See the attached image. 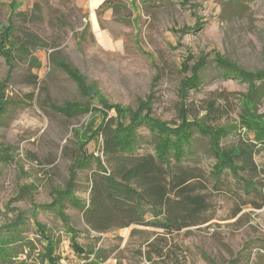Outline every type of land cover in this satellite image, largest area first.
Masks as SVG:
<instances>
[{
  "label": "rangeland",
  "instance_id": "1",
  "mask_svg": "<svg viewBox=\"0 0 264 264\" xmlns=\"http://www.w3.org/2000/svg\"><path fill=\"white\" fill-rule=\"evenodd\" d=\"M9 18L16 49L12 71L0 54V84L6 83L7 100L0 145L10 146L16 159L0 164V226L20 211L27 222L24 251L14 263L0 264L38 261L46 242L35 216L56 243L61 264L86 263L74 251L57 211L37 207L51 203L54 190L66 187L77 155L76 131L81 137L91 122L95 128L102 119L101 105L84 95V86L67 66L114 104L136 108L151 94L152 115L174 121L177 89L190 75L189 69L182 70V62L190 67L205 55L202 83L190 90L189 103L201 115L213 101L225 113L218 124L237 120L249 84L223 77L215 55L246 71L264 67V0H0V26ZM257 85L263 91L255 107L264 114V86L261 81ZM87 102L93 110L78 115L66 111L67 104ZM109 115H115L114 110ZM241 138L252 140L253 135L233 132L222 144L231 146ZM95 140L86 148L97 155ZM138 141L151 150L156 138L142 126ZM259 148L254 156L258 171L240 173L254 182L247 190L229 170L220 180L214 178L210 138L196 131L180 167L196 169L195 193L207 201L197 223L172 232L138 224L96 232L66 200L78 243L102 249L107 260L101 264H230L234 259V264H264V147ZM90 177L91 169L77 171L75 195L81 200L89 198ZM144 213L154 218L151 206H145Z\"/></svg>",
  "mask_w": 264,
  "mask_h": 264
},
{
  "label": "trees",
  "instance_id": "2",
  "mask_svg": "<svg viewBox=\"0 0 264 264\" xmlns=\"http://www.w3.org/2000/svg\"><path fill=\"white\" fill-rule=\"evenodd\" d=\"M14 37V26L9 18L6 24L0 26V54L5 57L10 71L16 49ZM20 49L28 52L25 46ZM214 61L223 77L240 79L249 84V92L242 101L241 112L232 123H217L225 113L213 101L207 103L206 111L201 115L189 103L190 90L199 88L202 83L201 71L207 64L205 55L190 67L186 61L182 62V70L189 69L190 75L181 79L177 89V119L174 121H163L152 115L151 94L136 108L114 104L104 97L96 85L87 84L78 70L66 65L72 76L84 86V95L99 102L102 119L95 128L91 122L88 129L91 128L81 137L76 131L77 155L70 166L66 187L54 190L56 196L51 203L37 207L57 211L71 235L74 251L86 259L85 264L104 263L107 256L100 248L86 249L78 243V232L71 225L70 217L65 211L66 200L83 213L88 227L96 232L133 224L153 225L172 232L197 223L198 216L207 209V201L202 194L195 193L193 182L198 177L196 169L180 167L191 151L196 131L210 138V148L215 157L213 176L217 181L229 170L235 178L244 181L247 190L254 188V182L245 179L240 173L258 171L254 156L260 151L259 147H264V114H259L255 107L262 97L263 89L257 85V81H261L264 86V67L246 71L219 53L215 55ZM5 84H0V118L7 111ZM90 107H93L90 102L84 106L73 103L66 105V111L70 115H78L93 110ZM111 110H114L115 115H109ZM142 126L149 128L155 135L156 142L151 150H145L139 144V129ZM233 132L249 133L253 138H241L237 144L224 146L222 140ZM95 138L99 142L97 155L88 152L86 148ZM15 159L12 148L1 144L0 164H7ZM172 160L175 165H172ZM83 169H91L88 200H81L75 195L77 171ZM145 206H151L154 212L152 220L146 218ZM34 220L41 238L46 242L44 251L37 254L39 262L35 264H61V256L56 253V243L45 226L37 220V216ZM26 222L24 213L20 211L8 224L0 226V262L14 263L24 251L25 247L21 246L25 245L22 233ZM14 246L21 251L15 250ZM24 262L25 260L20 263ZM234 262L235 259L230 264Z\"/></svg>",
  "mask_w": 264,
  "mask_h": 264
}]
</instances>
